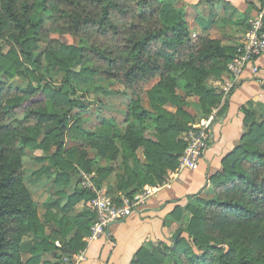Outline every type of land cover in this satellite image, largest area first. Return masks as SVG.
Returning a JSON list of instances; mask_svg holds the SVG:
<instances>
[{
    "label": "trees",
    "instance_id": "obj_1",
    "mask_svg": "<svg viewBox=\"0 0 264 264\" xmlns=\"http://www.w3.org/2000/svg\"><path fill=\"white\" fill-rule=\"evenodd\" d=\"M64 35L77 44L55 37ZM0 42V264H58L43 261L44 255L58 249L56 241L68 247L66 254L83 251V235L96 219L91 211L68 216L94 197L76 187L46 205L42 222L24 176L25 151L42 152L37 175L53 170L57 185H71L84 171L101 189L115 174L107 194L118 202L162 185L178 168L188 146L184 136L200 116L218 109L223 117L228 110L208 82L226 79L237 47L194 40L185 15L167 0H0ZM25 75L38 84L23 89L9 83ZM103 82L131 92L126 126L105 119L95 131H84L74 110L86 107L76 97L94 90L115 94ZM190 98L198 99V110ZM243 113L239 145L210 177L213 195L189 197L185 211L172 215L181 222L190 214L188 225L170 244L141 248L131 264H264V105L250 103ZM69 139L84 141L97 158L67 148ZM52 223L58 230L47 235ZM30 235L40 242L26 243Z\"/></svg>",
    "mask_w": 264,
    "mask_h": 264
},
{
    "label": "crops",
    "instance_id": "obj_2",
    "mask_svg": "<svg viewBox=\"0 0 264 264\" xmlns=\"http://www.w3.org/2000/svg\"><path fill=\"white\" fill-rule=\"evenodd\" d=\"M179 10L185 15L192 37H209L221 42L225 48L235 49L246 34L250 19L262 8L261 0H177ZM260 72L251 74L247 71L241 84L226 100L228 110L223 117L217 115L213 125L214 140L200 162L197 172L183 171L172 181L171 188H162L155 192L144 206L135 211L131 217L122 222L113 224L106 234L95 242H89V235L84 234L87 241L85 260L82 264H131L141 248L151 249L162 243L170 244L173 235L180 224L173 213L179 209L185 211L189 197L206 196L212 191L210 177L221 169L223 159L239 145L243 132L245 115L243 109L254 104L256 109L264 105V60H259ZM228 75V73H227ZM227 78V76H225ZM211 83L221 93L222 80L212 79ZM37 158L33 160L40 164V171L44 164ZM165 179H169L167 175ZM32 186L28 185L34 200L38 204V214L45 223L47 213L46 205L52 199H58L57 194L74 193L80 187L77 177H72L71 185L55 184L54 171L38 174L30 179ZM115 181L107 183L111 186ZM101 189L107 193L108 185ZM49 186V187H48ZM51 189V190H50ZM108 195V194H107ZM111 197V196H110ZM64 198V197H63ZM66 199L60 200V208ZM57 210V208L55 209ZM90 212L88 203H78L68 214L71 218ZM57 226L46 224V234L52 235ZM78 231L67 237L72 240ZM40 242L33 235L26 239V243ZM58 249L49 252L43 261L56 263L67 253L60 241H56ZM69 251V250H68ZM30 258L28 253L23 254L24 261Z\"/></svg>",
    "mask_w": 264,
    "mask_h": 264
},
{
    "label": "built area",
    "instance_id": "obj_3",
    "mask_svg": "<svg viewBox=\"0 0 264 264\" xmlns=\"http://www.w3.org/2000/svg\"><path fill=\"white\" fill-rule=\"evenodd\" d=\"M264 60V9H259L249 21V28L242 41L237 46V54L227 66V78L221 83L223 103L241 84L247 71L255 75L260 72L259 60ZM218 114L215 109L209 118L196 123L184 136L188 146L179 160L178 168L168 173L162 185L146 186L133 197L122 196L118 202L98 188L94 182V175L80 171L78 179L80 187L92 192L94 197L89 205L95 215V222L90 229L89 242H95L106 234L115 223L127 220L132 214L144 206L147 200L162 188H171L172 181L183 171L197 172L200 162L211 146L214 135L213 125ZM59 247H62L59 245ZM85 252L66 254L58 264H82Z\"/></svg>",
    "mask_w": 264,
    "mask_h": 264
},
{
    "label": "rangeland",
    "instance_id": "obj_4",
    "mask_svg": "<svg viewBox=\"0 0 264 264\" xmlns=\"http://www.w3.org/2000/svg\"><path fill=\"white\" fill-rule=\"evenodd\" d=\"M168 2L172 3L177 9L178 3L177 0H167ZM181 10V9H180ZM182 11V10H181ZM58 38L61 42L66 44H77V39L72 38L69 35L64 36H55ZM1 43V42H0ZM5 78H3L4 80ZM57 81L60 83L61 78H57ZM10 84H13L15 87L21 86L23 89H26L29 84H38L36 80L31 76L25 77H17L14 80H11L9 82ZM155 82L149 84L145 90L150 89ZM103 86H105L106 90L112 93H104L99 90H94L91 93H79L77 95V99L82 101L84 103V106L86 107V110H74V114L81 113L79 118L82 120V129L84 131L92 132L95 131L97 127L101 126L103 124V121L105 119H113L117 122V124L124 128L126 126V114H127V106L130 103L131 99V92L126 91L124 86L120 84H114V85H108V83H102ZM208 85L212 88H216L212 83L211 80H209ZM119 93V94H118ZM86 94V95H85ZM178 94L181 96L185 95V92L182 90H178ZM143 103L145 107H148V99L146 94L142 95ZM193 107L198 110V99L197 98H190L189 100ZM19 120L23 118V116H18ZM201 120L204 119L202 116ZM200 120V121H201ZM67 148H79V149H86L89 152V155L91 158H97V152L89 147L84 141H72V139H69L67 142ZM38 156H42V152H31L30 150L25 151V154L23 155V166H24V176L25 180L28 182L30 186H32V183L30 179L37 176V170L40 168V164L36 163L33 158H37ZM99 160V159H97ZM106 165L105 163H103ZM115 167H117V163L113 164ZM117 168L116 170H118ZM113 174L111 178L109 179V183L114 181ZM49 187V186H48ZM51 190V189H50ZM213 195V191H210L209 194L205 196V198H209ZM191 215L186 214L184 218L181 219V222H179L180 226L179 228L186 227L190 221ZM178 228V229H179ZM175 242V240H174Z\"/></svg>",
    "mask_w": 264,
    "mask_h": 264
},
{
    "label": "water",
    "instance_id": "obj_5",
    "mask_svg": "<svg viewBox=\"0 0 264 264\" xmlns=\"http://www.w3.org/2000/svg\"><path fill=\"white\" fill-rule=\"evenodd\" d=\"M180 236H181V234H178V236H177L176 239H175V242L178 241V239L180 238Z\"/></svg>",
    "mask_w": 264,
    "mask_h": 264
}]
</instances>
